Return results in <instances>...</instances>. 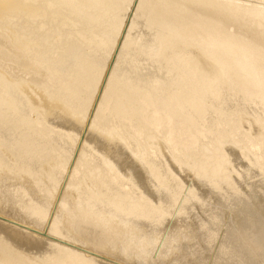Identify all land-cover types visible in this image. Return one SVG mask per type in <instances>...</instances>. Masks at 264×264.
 <instances>
[{"label":"bare ground","instance_id":"bare-ground-1","mask_svg":"<svg viewBox=\"0 0 264 264\" xmlns=\"http://www.w3.org/2000/svg\"><path fill=\"white\" fill-rule=\"evenodd\" d=\"M132 2L0 0V264H264V179L198 113L236 90L264 136V0H136L119 40Z\"/></svg>","mask_w":264,"mask_h":264},{"label":"rangeland","instance_id":"rangeland-1","mask_svg":"<svg viewBox=\"0 0 264 264\" xmlns=\"http://www.w3.org/2000/svg\"><path fill=\"white\" fill-rule=\"evenodd\" d=\"M134 2H132L133 3V5L130 7V9L127 11V15H126V17H125V19H124V25H125V27L123 26L122 27V29H123V31H122V29H121V33H120V36L118 37V39L119 40H122V39H124V38H122L124 35L123 34H125V28H126V25H128V24H130V19H131V16H133L132 15V12H133V9H134V6H135V4H136V0H133ZM242 1H244V0H242ZM130 13V14H129ZM130 18V19H129ZM129 19V20H128ZM128 20V21H127ZM129 22V23H128ZM126 23V24H125ZM123 33V34H122ZM117 39V41H116V44H115V48H114V52L112 53V55H111V58L109 59V63H108V67L106 66V70L104 71V77H102L101 79H103V80H100V84H98V87H99V85H100V87L98 88L97 87V94L95 93V97H94V100H93V102H92V105H91V108L89 109V112H90V114H89V116L86 118L87 120L84 122V127L83 128H85V131H88V129L86 130V127H88V124H89V121L91 120V116H92V114H94V108L96 107V104H97V102L99 101V98L101 97L100 95H102V93H101V90H103V88H104V83H105V79L107 78L108 79V74L110 73L109 72V66H111V63L112 62H114L116 59L115 58H117V56H118V53H119V51L120 50H118V48L119 49H121V46H122V43H123V41H119ZM118 52V53H117ZM115 55H116V57H115ZM110 75V74H109ZM106 79V80H107ZM102 88V89H101ZM239 94L240 93H238V92H236V90H231V89H223L222 87H218L217 89H215L214 91H213V93L211 94V96H210V98L208 99V106H209V108H207V107H202V108H200L199 109V111H198V113L199 114H207V115H209L210 117H211V123H218L219 122V120L221 119V117L222 116H228V118H226L225 119V122H224V124H223V126H222V130H224V131H226V133L223 135L222 133V135H220V134H218V133H215L209 140H207V141H202L200 144L204 147V148H207L209 151H208V154H209V156H215L214 155V151H212L211 150V148H214V147H216V148H218L219 150H221L220 152L222 153V155L223 156H226L227 157V159H228V162H223L219 157H216V159L214 160V161H212L211 163L213 164V166L214 167H216V170L219 172V173H223L224 171L226 172V171H232L233 172V177H234V179L236 178V176H243V177H247L248 176V174L246 173V172H243V171H241V170H239V169H237V168H235L234 166H232V159L229 157V152H228V149H232L233 151H235V152H237L240 156H242L243 157V160H244V166L243 167H245V169H252V168H254V169H256V171H257V174L261 177V178H263L264 179V157H263V160H259L258 158H256L255 157V155H256V153L254 152V150H253V147H251L250 145H256V146H258L259 148H260V150L263 152V155H264V136H262V137H259V138H253L252 139V142H248L247 140H244V139H239V137H238V135H237V133L236 132H234L233 130H230V121L232 120V119H236V120H238V118L240 117L241 119H248V117L250 116V114H248L247 112H252L251 110H249L248 109V107L246 108L244 105H239ZM206 105V106H207ZM220 105L222 106V107H224L225 109H222V108H219L220 107ZM231 108H230V107ZM238 107V108H237ZM254 108H258L257 106H253ZM227 108H230V109H228V110H226ZM246 108V109H245ZM93 110V111H92ZM226 110V111H225ZM247 111V112H246ZM227 112V113H226ZM88 114V113H87ZM90 117V118H89ZM243 121V120H242ZM262 123H264V120H262L261 121ZM243 123L245 124V126L246 127H244L243 126V128L241 129V131H243V130H249L250 128H249V126L251 125V123L249 124L247 121H243ZM86 124V125H85ZM205 125H207V126H211L210 124H206L205 123ZM252 126L253 127H251V129L253 130H255V133H257V131H258V128L259 129H261V126L259 125V126H257V124H255V123H253L252 124ZM255 127V128H254ZM258 127V128H257ZM249 128V129H248ZM251 129H250V131H251ZM253 130V131H254ZM262 130V129H261ZM260 130V131H261ZM252 133H254V132H252ZM94 134H97L96 132L94 133ZM86 135V134H85ZM85 135L83 136V140H85L84 138H85ZM95 136H98V135H95ZM82 140V137H80V139L78 140V144H76V150L74 151V153L75 154H73V158H71V160H70V162H69V165H68V167H70L71 165H72V162H74V158L76 157V154L78 153V151L77 150H80L79 148H80V141ZM119 146L121 145V143H119L118 144ZM123 146V145H122ZM120 147V148H123V147ZM125 149V148H124ZM121 153L123 154V150L121 151ZM125 153H128V155L129 156H131L130 155V153L128 152V150H127V152H126V149L124 150V156L125 157H121L120 159H122L123 161H122V163H121V160L120 159H118V158H116V159H118V162L117 163H119V160H120V164H118L119 166L121 165V164H123V162H124V164L126 163V161H128V162H130V163H128V164H132V162L134 163V164H136V165H138L139 166V163H137V161L136 160H134V158L131 156V158H132V160H129V158H126V155H125ZM169 154H170V152H169ZM169 154H167V157L170 159L171 158V155L169 156ZM127 155V157H129ZM167 158V159H168ZM124 159H126V161L124 160ZM169 161V160H168ZM199 160H195V164L198 162ZM126 163V164H127ZM191 163H193V161H191ZM125 164V165H126ZM175 166V165H174ZM122 167V168H121ZM121 169H123V165H121ZM185 168V167H184ZM176 169H178V168H176ZM180 170V169H179ZM178 171V170H177ZM183 172V171H182ZM184 172H185V174L188 176H185L184 175ZM184 172L182 173V175H184L183 177H186V178H184V181H183V183H182V185L184 186V191L182 190V192L180 191V197H179V202L176 204V206L177 205H179V203L181 202V198L183 197H185L186 196V191L187 192H189L188 190H190L189 188H192V186L194 185V183H193V185H192V182H194L193 180H194V178H195V176L193 175V172H192V174L191 175H189L188 173H189V171L187 170L186 171V169H184ZM181 174V170H180V172H179V174H178V176ZM193 175V176H192ZM66 176V175H65ZM177 176V179H179L180 178V180H182V176L180 177H178ZM191 179V181L189 180V179ZM64 179H66L65 177H64ZM64 179H63V182H61L62 184L60 185V189H59V191L62 189L61 187H62V185H63V187H64V184H65V181H64ZM188 179V180H187ZM196 179V178H195ZM234 179H233V183H234ZM197 180V179H196ZM186 181H187V183H186ZM198 181V180H197ZM189 182V183H188ZM188 184H189V186H188ZM183 186H181V188L180 189H183L182 187ZM191 186V187H190ZM189 187V188H188ZM173 189V188H172ZM175 193L176 192H178V189L177 190H175L174 191ZM183 193V194H182ZM185 194V195H184ZM188 194V193H187ZM58 195V194H57ZM184 195V196H183ZM262 198H264V192L262 193ZM174 211L175 210H173V212H172V215H174ZM229 212V211H228ZM227 212V215H226V218H227V216L229 215V213H231V212H229L228 213ZM229 217V216H228ZM173 219V217L172 216H169L168 217V219H167V223H166V221H165V223H166V225H164V226H166L165 227V229H164V232L167 230V227L169 226L168 224H171L172 223V220ZM171 220V221H170ZM44 232H46V231H44ZM44 232H42V233H44ZM163 232V234H165ZM36 233V232H35ZM163 234H161V238H162V235ZM37 235H40V234H38L37 233ZM40 236H43L44 237V235H40ZM162 239H160L159 241H161ZM158 245H159V242H158Z\"/></svg>","mask_w":264,"mask_h":264}]
</instances>
